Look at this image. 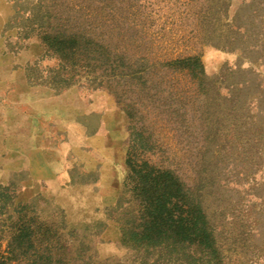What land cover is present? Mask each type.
<instances>
[{
	"label": "rangeland",
	"instance_id": "374dc122",
	"mask_svg": "<svg viewBox=\"0 0 264 264\" xmlns=\"http://www.w3.org/2000/svg\"><path fill=\"white\" fill-rule=\"evenodd\" d=\"M225 1L226 18L206 41L198 18L206 0H0L4 62L27 84L65 93L69 102L66 122L36 121L34 152L0 158L1 250L24 228L35 249L67 264L80 254V239L88 264L152 263L155 255L127 237L138 203L127 190L130 152L135 165L144 160L192 187L195 174L212 172L218 194L205 206L222 264H264V0ZM74 32L92 39L88 51L68 41ZM227 35L237 37L233 50L222 48ZM186 56L199 58L203 79L189 74ZM230 93L239 115L256 122L254 140L233 138L226 125L221 109ZM209 120L218 130L212 140ZM103 123L112 141L100 154L104 166L86 143ZM44 158L54 165L38 168Z\"/></svg>",
	"mask_w": 264,
	"mask_h": 264
},
{
	"label": "trees",
	"instance_id": "16d2710c",
	"mask_svg": "<svg viewBox=\"0 0 264 264\" xmlns=\"http://www.w3.org/2000/svg\"><path fill=\"white\" fill-rule=\"evenodd\" d=\"M206 3L205 11L198 18L203 26V38L208 36L206 41H210L211 35L215 34V31H219L217 28L219 22L222 18L223 20L226 18L224 8L227 3L225 0H206ZM232 26L235 29L234 33H239L240 25ZM75 33H71L67 37L68 41L74 44L81 42V46L78 48L84 49L85 52L88 51L86 47L88 44H93L92 39L84 35L85 33L82 38L81 34ZM227 37L229 43L223 45L222 48L227 46V49L233 50L236 48L234 40L237 37L228 35ZM249 46L251 49L258 47L257 43H252ZM181 59L193 78L201 80L205 77L197 56H186ZM198 87L204 88L201 84ZM223 99L224 107L221 111L226 114L223 119L226 118V125L233 126V138L241 136L246 142L260 136L259 128L256 130L258 127L256 122L251 117L247 119L237 112L236 107L239 105L237 96L230 93ZM209 100L211 102L207 113L210 116V114H214L212 106L215 103L213 99L209 98ZM259 112L264 113V110L259 109ZM217 118L216 116V123ZM210 121L206 127V138L212 140L217 137L218 130L216 127L213 128ZM134 157L135 155L130 152L127 155V165L130 167L127 171V190L137 195L138 203L135 213L137 217L135 222L131 223V227H127V237L129 236L132 242L143 247L146 253L151 256L155 255L152 263H148L145 259L144 263L222 264V255L216 243L214 225L211 223L205 206L210 194H218L212 190L217 182L213 173L198 172L194 175L195 185L192 187L171 171H162L149 166L144 160L135 165ZM129 179H133L131 186L128 184ZM129 222L127 221V224ZM24 233L26 234L25 229L22 228L19 233L22 236L13 235L7 243V250L0 248V264H17V261L22 259L26 264H64V262L67 264L70 261H63L48 250H40V245L35 249L34 244ZM78 245L80 254L72 261L74 264H88L91 257L87 256L85 252L86 242L80 239ZM28 250L31 252L28 253ZM160 259L162 260L158 263Z\"/></svg>",
	"mask_w": 264,
	"mask_h": 264
},
{
	"label": "crops",
	"instance_id": "0c3cea01",
	"mask_svg": "<svg viewBox=\"0 0 264 264\" xmlns=\"http://www.w3.org/2000/svg\"><path fill=\"white\" fill-rule=\"evenodd\" d=\"M6 18L5 8L0 3V158L17 161L21 152H30V150L34 152L36 150V121L58 119L66 122L68 120L69 102L64 97L65 93L55 95L46 88H37L27 84L21 79L18 71L14 72L12 67L7 66L9 62H4L2 54L5 36L3 32ZM76 103H78L77 97L73 98L72 105L75 106ZM82 109L84 110L83 104L80 107V110ZM93 111L94 108L91 105L87 112ZM76 118L73 117L72 119L74 123ZM109 132L110 127L103 123L97 127V130L89 134L86 141L90 146L91 153L96 157V162H102L103 166L105 163L100 159V154L107 152L108 146L112 143L104 136ZM80 140L81 143L84 142L83 135H81ZM41 148L45 149V147ZM78 157L83 162V155L79 154ZM27 159L33 161L29 168H34V157H30L29 153ZM42 160L39 161L38 168H49L54 165L47 159L45 161V158ZM39 170L45 171V169Z\"/></svg>",
	"mask_w": 264,
	"mask_h": 264
}]
</instances>
